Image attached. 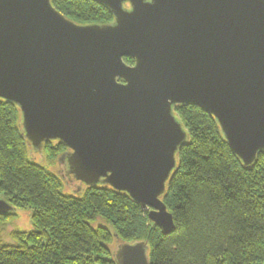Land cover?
<instances>
[{
    "label": "water",
    "instance_id": "95a60500",
    "mask_svg": "<svg viewBox=\"0 0 264 264\" xmlns=\"http://www.w3.org/2000/svg\"><path fill=\"white\" fill-rule=\"evenodd\" d=\"M93 1L111 23L0 0V100L30 150L64 146V179L125 194L168 236L163 198L190 141L178 107L211 116L245 167L264 153V0ZM15 211L0 198L1 216ZM115 238V264H151L147 241Z\"/></svg>",
    "mask_w": 264,
    "mask_h": 264
},
{
    "label": "trees",
    "instance_id": "16d2710c",
    "mask_svg": "<svg viewBox=\"0 0 264 264\" xmlns=\"http://www.w3.org/2000/svg\"><path fill=\"white\" fill-rule=\"evenodd\" d=\"M53 4L82 25L114 19L93 0ZM176 112L190 141L163 198L176 224L165 236L125 194L105 187L66 193L60 175L31 159L18 108L0 100V196L16 211L32 210L34 225L14 233L15 245L0 241V264H115L116 236L147 241L151 264H264V153L247 168L211 116L195 106ZM44 150L59 155L65 148L48 142Z\"/></svg>",
    "mask_w": 264,
    "mask_h": 264
},
{
    "label": "rangeland",
    "instance_id": "374dc122",
    "mask_svg": "<svg viewBox=\"0 0 264 264\" xmlns=\"http://www.w3.org/2000/svg\"><path fill=\"white\" fill-rule=\"evenodd\" d=\"M31 159L57 175H60L65 181L64 191L66 193H77L78 183H70L67 179L63 177L65 174V167L59 162V155H49L47 151L37 152L30 150L29 152ZM3 198V196H0ZM1 216V215H0ZM0 219V241L4 244L15 245L16 240H14L15 232H28L34 228L33 225V212L30 209H19L13 216H1ZM116 243L112 244V248H115Z\"/></svg>",
    "mask_w": 264,
    "mask_h": 264
}]
</instances>
